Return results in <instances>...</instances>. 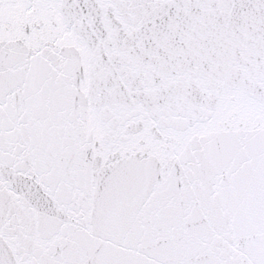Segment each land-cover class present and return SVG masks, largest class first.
<instances>
[{"label":"snow or ice","instance_id":"obj_1","mask_svg":"<svg viewBox=\"0 0 264 264\" xmlns=\"http://www.w3.org/2000/svg\"><path fill=\"white\" fill-rule=\"evenodd\" d=\"M0 264H264V0H0Z\"/></svg>","mask_w":264,"mask_h":264}]
</instances>
